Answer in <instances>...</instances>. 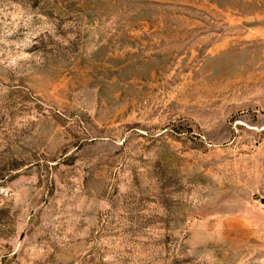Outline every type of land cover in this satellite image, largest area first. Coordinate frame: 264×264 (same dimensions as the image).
Returning a JSON list of instances; mask_svg holds the SVG:
<instances>
[{"label": "rangeland", "instance_id": "rangeland-1", "mask_svg": "<svg viewBox=\"0 0 264 264\" xmlns=\"http://www.w3.org/2000/svg\"><path fill=\"white\" fill-rule=\"evenodd\" d=\"M0 264H264V0H0Z\"/></svg>", "mask_w": 264, "mask_h": 264}]
</instances>
